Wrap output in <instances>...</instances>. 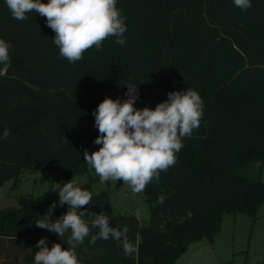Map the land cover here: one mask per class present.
I'll list each match as a JSON object with an SVG mask.
<instances>
[{
    "label": "trees",
    "instance_id": "16d2710c",
    "mask_svg": "<svg viewBox=\"0 0 264 264\" xmlns=\"http://www.w3.org/2000/svg\"><path fill=\"white\" fill-rule=\"evenodd\" d=\"M251 4L242 11L233 0H117L126 44L109 37L100 50L92 47L69 63L45 17L32 12L16 20L0 0V39L11 46L10 64H0V190L26 171L61 174L59 184L94 172L83 157L101 147L94 143L100 134L93 112L106 97L126 100V83L138 86L137 109H154L169 92L191 88L204 104L200 126L182 138L175 165L141 192L148 224L116 216L108 192L94 195L99 177L90 175L81 187L92 193L88 211L104 212L112 227L126 226L131 243L139 238L134 258H125L122 241L92 245L90 236L77 246V258L80 264H176L193 243L214 242L225 214L256 220L264 182L236 173L264 165V0ZM58 201L30 199L0 211V264H34L41 238L49 248L68 247L70 233L62 240L36 227L45 214L55 222L68 211Z\"/></svg>",
    "mask_w": 264,
    "mask_h": 264
},
{
    "label": "clouds",
    "instance_id": "9594fccd",
    "mask_svg": "<svg viewBox=\"0 0 264 264\" xmlns=\"http://www.w3.org/2000/svg\"><path fill=\"white\" fill-rule=\"evenodd\" d=\"M5 3L16 20L24 21L32 12L45 17L47 26L55 33L53 43L69 63L81 60L92 47L100 50L109 37H115L120 45L126 44V17L117 8V0H48L47 3L5 0ZM233 3L242 11L252 6L251 0H233ZM10 47L0 39V64H10ZM126 84V100L106 97L93 112L94 126L100 134L94 143L101 147L92 153L85 150L83 157L101 184L122 180L134 194H139L149 183H158L160 173L175 165L176 153L184 146L182 138L191 137L193 130L200 126L204 104L196 90L187 88L169 92L167 100L154 109H137L138 86ZM3 135L6 139L9 132L5 130ZM50 188L58 192L59 205L67 204L68 211L55 222L51 221V215L45 214L36 221V227L47 229L62 240L70 233L65 241L68 247L55 243L49 248L47 238H41L35 245L39 251L35 252L34 264H80L76 248L89 236L92 245L98 239L122 241L125 258H134L139 238L135 244L131 243L126 226L122 230L112 227L104 212L88 211L85 206L92 203L90 191L78 186L73 178L63 184H52ZM163 202V196L158 198L157 203ZM51 207L55 208L56 202ZM86 213L92 217L90 221L84 219ZM93 229L98 232L92 234Z\"/></svg>",
    "mask_w": 264,
    "mask_h": 264
},
{
    "label": "rangeland",
    "instance_id": "374dc122",
    "mask_svg": "<svg viewBox=\"0 0 264 264\" xmlns=\"http://www.w3.org/2000/svg\"><path fill=\"white\" fill-rule=\"evenodd\" d=\"M238 175L253 181L264 182V165L262 170L254 166L241 167ZM98 177L95 172L90 174ZM90 175L75 180L82 187L89 182ZM62 180L58 173L26 171L16 183H9L0 191V211L8 208H20L27 200L59 198L52 184ZM108 192L113 202L116 216L136 217L142 224L150 222L149 206L142 193L134 194L130 186L110 181L109 184L96 183L93 194ZM176 264H264V206L259 210L256 220L245 214H225L220 233L213 243L207 240L193 243Z\"/></svg>",
    "mask_w": 264,
    "mask_h": 264
},
{
    "label": "water",
    "instance_id": "95a60500",
    "mask_svg": "<svg viewBox=\"0 0 264 264\" xmlns=\"http://www.w3.org/2000/svg\"><path fill=\"white\" fill-rule=\"evenodd\" d=\"M119 183L121 184L122 183V180H119Z\"/></svg>",
    "mask_w": 264,
    "mask_h": 264
},
{
    "label": "crops",
    "instance_id": "0c3cea01",
    "mask_svg": "<svg viewBox=\"0 0 264 264\" xmlns=\"http://www.w3.org/2000/svg\"><path fill=\"white\" fill-rule=\"evenodd\" d=\"M3 189H4V188H3ZM1 190H2V189H1ZM1 190H0V191H1Z\"/></svg>",
    "mask_w": 264,
    "mask_h": 264
}]
</instances>
